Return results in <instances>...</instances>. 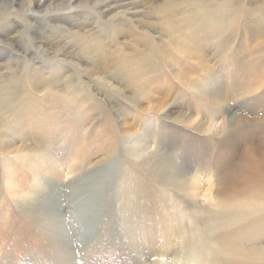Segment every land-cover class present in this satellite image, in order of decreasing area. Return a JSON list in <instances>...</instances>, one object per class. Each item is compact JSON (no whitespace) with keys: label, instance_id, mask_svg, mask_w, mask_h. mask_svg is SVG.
I'll return each instance as SVG.
<instances>
[{"label":"rangeland","instance_id":"374dc122","mask_svg":"<svg viewBox=\"0 0 264 264\" xmlns=\"http://www.w3.org/2000/svg\"><path fill=\"white\" fill-rule=\"evenodd\" d=\"M157 257L264 264V0H0V264Z\"/></svg>","mask_w":264,"mask_h":264},{"label":"bare ground","instance_id":"6f19581e","mask_svg":"<svg viewBox=\"0 0 264 264\" xmlns=\"http://www.w3.org/2000/svg\"><path fill=\"white\" fill-rule=\"evenodd\" d=\"M98 73L97 72H94V76H95V78H98V79H104L102 76H100V75H97ZM93 75V74H92ZM158 149V148H157ZM163 151V150H162ZM159 152V151H158ZM175 164V163H174ZM195 178H192V180L193 181H195L194 180ZM236 251H237V249H236ZM240 251H238V253H239ZM239 256V255H238ZM156 259V258H155ZM159 258L157 257V260L155 261V262H152L153 264H188L187 262H185V260L183 261V259L182 260H179V259H177V258H175L174 260H172V261H164L165 260V258L164 259H162V258H160V260H158ZM177 259V260H176ZM154 261V260H153ZM243 262V261H242ZM191 264V263H190ZM206 264H207V262H206Z\"/></svg>","mask_w":264,"mask_h":264}]
</instances>
